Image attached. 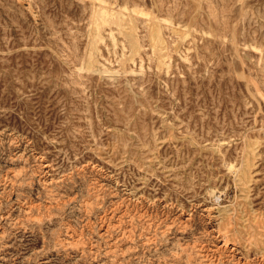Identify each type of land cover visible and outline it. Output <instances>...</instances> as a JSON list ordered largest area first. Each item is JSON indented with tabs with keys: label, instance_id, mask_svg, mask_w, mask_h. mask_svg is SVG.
I'll list each match as a JSON object with an SVG mask.
<instances>
[{
	"label": "rangeland",
	"instance_id": "1",
	"mask_svg": "<svg viewBox=\"0 0 264 264\" xmlns=\"http://www.w3.org/2000/svg\"><path fill=\"white\" fill-rule=\"evenodd\" d=\"M0 264H264V0H0Z\"/></svg>",
	"mask_w": 264,
	"mask_h": 264
},
{
	"label": "bare ground",
	"instance_id": "2",
	"mask_svg": "<svg viewBox=\"0 0 264 264\" xmlns=\"http://www.w3.org/2000/svg\"><path fill=\"white\" fill-rule=\"evenodd\" d=\"M99 8H101V10H96V14L99 17L100 22L107 25V26L111 25V24H115L117 26V28L119 29V31L120 32L122 31L121 37L123 38L124 42H127L129 44L130 49H131V43H130L129 39L127 38L129 35V32H132V33L138 35V41H139L138 44L141 45L138 26H137L135 20L138 19V20L145 21L149 25V31H150V25L153 22L154 13H151L150 11L143 8L142 6L135 5V4L133 6H129L127 4H122L121 6H118L117 9L116 8H112V9L106 8V7H104V5H101ZM123 16H125V18H123ZM162 22H165L167 25L170 24L168 16H163V15L160 16V20L158 22L159 27H161ZM142 26H144V25H142ZM90 33H91V31H89V34ZM99 34H100L99 31H96V35H99ZM109 37L113 41V43L115 44L117 41V35L115 32H112V29H111V31H109ZM149 40H150V36H149ZM120 41H121V39H120ZM124 46H126V45H124ZM128 50H129V48H128ZM98 51H100V50H98Z\"/></svg>",
	"mask_w": 264,
	"mask_h": 264
}]
</instances>
